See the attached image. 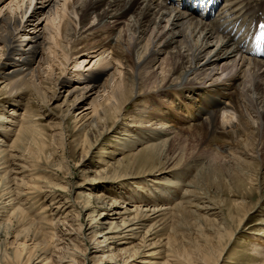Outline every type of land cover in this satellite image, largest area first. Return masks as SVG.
I'll list each match as a JSON object with an SVG mask.
<instances>
[{
	"label": "rangeland",
	"instance_id": "rangeland-1",
	"mask_svg": "<svg viewBox=\"0 0 264 264\" xmlns=\"http://www.w3.org/2000/svg\"><path fill=\"white\" fill-rule=\"evenodd\" d=\"M45 1L34 0L32 7H47V14L51 8ZM29 3L0 0V19L20 14ZM47 18L41 16L42 27ZM57 18L56 25L62 21ZM94 19L87 27L89 31L70 48L64 71L60 68L42 74L44 85H38L47 103L30 85L24 96L20 92L8 95V82L2 74L7 61L0 46V114L5 110L3 116L11 120L0 129V154L4 152L0 155V212H4L0 214V264H43L40 248L34 250L41 227L53 237L47 240V264H173L171 258L177 264H264V129L259 137L251 136L254 146L241 136L233 142H204L189 114L198 95L168 90L169 94L162 97L159 92H148L146 86L135 88L118 120L113 113L114 121L88 127L97 95L86 94L77 102L78 94L68 95L69 90L80 86L79 76L100 70L106 61L112 64L110 74L117 73L116 67L125 72L122 64L113 60L114 53L121 51L129 52L131 65L138 61L125 25L114 28L111 23L95 30L90 28ZM30 23L36 25L37 20ZM33 27L22 33H32ZM102 44L109 47L105 63L98 62L101 51L94 49ZM147 45L148 36L141 48ZM184 47L182 35L176 44L156 55L152 67H157L159 83H163L159 66L173 60L174 53ZM210 51L214 55L215 48L210 47ZM19 54H13L12 59L17 60ZM76 63L82 67H74ZM223 63L217 65L213 80L222 75ZM214 68V64L209 65L206 73ZM66 80L71 81L67 88L58 85ZM209 84L204 92L212 89ZM220 84L225 93V86ZM106 95L101 93L97 103L103 104ZM250 99L241 103L242 109L251 105ZM248 116L252 123L257 121L252 111ZM160 121L164 125L158 124ZM147 131L167 132V138L173 139L163 154L153 152V163L142 158L147 144L132 146L131 141ZM8 166L15 172L5 176L3 171ZM113 176L117 181L107 182ZM17 191L23 194L12 197ZM15 197L19 203L15 208L24 209L28 217L24 224L12 215V206H4ZM86 203L91 210L84 214L81 210ZM154 212L157 215L145 222L129 240L131 244L120 245L126 241H118L111 252L102 235L96 238L98 246L82 238L80 225L84 232L93 225L102 228L99 223L104 219L122 225L138 214ZM25 229L29 233L20 234ZM19 234L21 238L16 240ZM124 248L129 250L122 251ZM74 250L75 263L70 262Z\"/></svg>",
	"mask_w": 264,
	"mask_h": 264
},
{
	"label": "bare ground",
	"instance_id": "bare-ground-1",
	"mask_svg": "<svg viewBox=\"0 0 264 264\" xmlns=\"http://www.w3.org/2000/svg\"><path fill=\"white\" fill-rule=\"evenodd\" d=\"M29 2L20 14L15 16L8 14L0 19V46L3 51L1 56H4L7 61V66L2 69V74L3 79L8 82L5 84V88L9 89L10 97L19 92L24 96L30 85L44 100L43 102L47 103V97L40 88L44 85L42 74L49 73L48 70L55 72L60 68L62 72L64 71L63 68H66L68 62L67 54L71 52L73 44L78 43L89 31L87 27L94 17L95 23L90 27L91 29L101 30L111 23L114 24V28L125 25L126 32L130 34L132 42L131 50L133 53L137 52L138 61L131 65L129 52L121 51L119 54L114 53L113 60L122 64L126 69L125 72L116 67L117 73L110 74L108 67H111L112 64L106 61L100 70L86 76H79L80 86L69 90L68 95L72 97V95L78 94L75 97L76 102L86 94L97 95L91 104L93 111L88 127L96 128L99 123H107L111 119L114 121L113 113L118 120V115L123 107L134 96L135 88L146 86L148 92H159L162 97L169 94L168 90L182 95L185 93L198 95V98L191 102L192 109H189V114L195 121L194 126L200 131L204 142L226 140L233 142L241 136V138H247L254 146V139L251 136L259 137L261 130L264 129V63L246 58L249 57L246 40L254 23L257 26V22L264 19V0H228L227 5L218 12L213 21L210 20L211 22L201 20L198 15L188 12V10L184 12L174 8V4L170 0H46L47 6L51 8L47 14L45 12L47 7L33 8L34 0H29ZM61 2L63 4L58 11ZM46 15H48L47 24L42 27L41 16ZM57 17L62 21L56 25ZM33 19L37 20L36 25H31L30 22H33ZM30 26H34L33 32L23 34L22 32ZM168 27L170 30L166 32ZM235 30L236 33H234ZM182 35H185L184 50H178L174 53L173 60H166L159 66L158 69L161 70V77H163V83H159L160 76L156 70L157 67H152L156 55L163 54L176 44L179 36ZM147 36L148 45L141 48V43ZM210 47L215 48L214 55H211L212 51L209 52ZM94 49H97V52L101 51L98 62L105 63L108 45L102 44ZM16 52H20V57L13 60L12 56ZM239 56L241 58L238 60ZM221 61L225 62L220 67L223 73L213 80L217 65ZM213 64L215 68L210 74H207V67ZM74 67L81 68L82 66L76 63ZM117 75H119L118 80L116 79ZM224 78L225 81H223ZM220 82L225 86V93ZM68 84H71L70 80L60 82L58 85L67 88ZM208 84L213 87L204 92V87ZM101 93L107 94L103 104L97 103ZM249 99L251 105L248 104L247 107H244L245 110L242 109L241 103ZM4 111L2 110L3 114H0L1 130L6 127L4 123L11 122V120L7 121L6 116H3ZM250 111L256 115L257 121L253 119L254 123L250 117L252 113L248 116ZM255 123H258V126H255ZM158 124L164 125L161 121ZM25 130L27 133L28 129ZM103 133L101 135H104ZM169 135L170 133L167 132L147 131L145 134H141L137 141L132 139V146L147 144L142 158L146 163H151L154 160V151L163 154L162 150L165 151L167 146L171 145L173 139H168ZM3 153L2 151L0 155ZM214 161L216 162L217 158H214ZM1 166L3 165L0 164ZM9 168L8 166L3 171L5 176L10 173L14 174L15 171L9 170ZM19 168L25 169L26 167L20 166ZM125 176L123 175V177ZM106 180L114 183L117 181V177ZM17 192L19 193L12 197L23 194L21 191ZM16 197L11 200L10 205L4 206H12L14 208L12 215L17 216L18 223L24 224L28 217L25 215L24 209L15 208L19 204H16ZM90 206L89 203H86L81 211L84 214L87 213L91 210ZM3 213L0 212V214ZM155 215H157L156 212L152 215L141 213L129 223L124 222L122 225L104 219V222L99 223L102 228L93 225L86 227L84 232H82L83 227L81 225L79 227L83 240L93 242L96 246L99 245L97 236L102 235L107 244L106 248L111 252L115 249L112 246H115L118 241H126L120 245L131 244L129 240L136 237L140 228L146 225L145 222L151 220ZM101 216L105 218L106 215L103 213ZM90 218H92L91 221H94L93 217ZM8 225L9 223L6 226ZM24 233L28 234L29 229H25L20 234ZM20 234L16 240L21 238ZM37 235L38 241L35 239L37 244L34 250L37 247L41 249L39 251L44 256L43 264H47L49 260L45 256L48 249L47 240L53 237L43 227L39 229ZM121 250L127 251L129 248ZM16 252V256L19 258L18 250ZM70 255V262L75 263L76 259L73 257L76 255L75 250ZM204 255L206 256V254ZM29 259L30 257L28 262ZM170 260L173 264H177V260L174 258Z\"/></svg>",
	"mask_w": 264,
	"mask_h": 264
}]
</instances>
